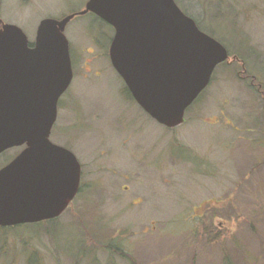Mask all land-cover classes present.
<instances>
[{"label": "rangeland", "instance_id": "374dc122", "mask_svg": "<svg viewBox=\"0 0 264 264\" xmlns=\"http://www.w3.org/2000/svg\"><path fill=\"white\" fill-rule=\"evenodd\" d=\"M87 1L0 0V18L32 45L41 20ZM175 2L230 56L175 128L114 69L112 26L67 24L74 76L50 140L77 157L82 189L55 221L1 227L0 264H264V0Z\"/></svg>", "mask_w": 264, "mask_h": 264}, {"label": "water", "instance_id": "95a60500", "mask_svg": "<svg viewBox=\"0 0 264 264\" xmlns=\"http://www.w3.org/2000/svg\"><path fill=\"white\" fill-rule=\"evenodd\" d=\"M87 13L114 28V69L138 105L169 128L184 123L215 68L229 59L175 0H88L79 12L41 20L32 45L0 18V154L24 146L0 169V227L55 219L79 191L77 157L50 135L73 79L65 29Z\"/></svg>", "mask_w": 264, "mask_h": 264}, {"label": "flooded vegetation", "instance_id": "af4514ba", "mask_svg": "<svg viewBox=\"0 0 264 264\" xmlns=\"http://www.w3.org/2000/svg\"><path fill=\"white\" fill-rule=\"evenodd\" d=\"M65 148H67V147H65ZM22 149H23V148H22ZM18 154H19V153H18ZM18 154H17V155H18ZM17 155H16V156H17ZM81 189H82V172H81V181H80L79 191H78L77 195H76L75 198L72 200V202L70 203V205L68 206L67 209H69V208L73 205L74 201H76L77 197L79 196V194H80V192H81ZM67 209L65 210V212L67 211ZM44 222H45V221H44ZM40 223H42V222H38V223H27V224H23V225H28V224L32 225V224H40Z\"/></svg>", "mask_w": 264, "mask_h": 264}, {"label": "trees", "instance_id": "16d2710c", "mask_svg": "<svg viewBox=\"0 0 264 264\" xmlns=\"http://www.w3.org/2000/svg\"><path fill=\"white\" fill-rule=\"evenodd\" d=\"M56 219H52V220H48V221H45V222H50V221H55ZM45 222H42V223H45ZM41 224V223H40ZM19 226H25V225H19ZM17 227V226H16ZM1 228V227H0ZM3 228V227H2Z\"/></svg>", "mask_w": 264, "mask_h": 264}]
</instances>
